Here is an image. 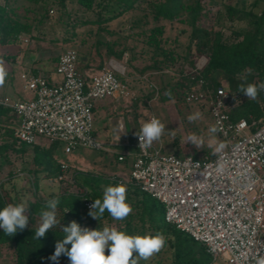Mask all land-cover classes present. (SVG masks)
<instances>
[{
  "label": "trees",
  "instance_id": "obj_1",
  "mask_svg": "<svg viewBox=\"0 0 264 264\" xmlns=\"http://www.w3.org/2000/svg\"><path fill=\"white\" fill-rule=\"evenodd\" d=\"M255 6L257 2L250 8L240 2L225 5L224 15L230 22L231 30V34L226 36L221 28L223 24L219 21L217 24L220 28L215 24L207 26L202 22L201 19L208 17L209 11L201 0H0V44H16L21 42L24 36L42 40L45 38L43 33L46 26L62 23L65 36L61 39L66 44L78 45L72 48L78 51L79 59L81 54L87 51L89 55L104 58L101 63L104 65L108 58L122 59L124 53L129 50L132 52L131 60L135 59L137 46L130 47L126 41L137 37L146 48L143 47L142 53L149 55V63L142 71L152 70L161 73V84L157 87L156 93L163 101L173 100L180 111L186 109L191 112L193 105L188 102V95L201 80L203 89H216L223 82L217 78V74H223V79L228 81V89L233 94V105L229 110L232 119L238 121L245 118L252 123L253 120L264 119V92H260L256 100H251L238 92V85L241 83L239 77L242 74L247 75L248 83L264 82V8L257 12ZM51 10L57 11L56 21L51 17ZM115 21L122 22L121 26L118 28L114 26ZM236 23L242 25L237 27ZM126 25L129 26L128 29ZM175 28L179 29L172 37L169 31ZM78 30L83 31L79 42ZM181 34H186L188 38L185 52L179 50ZM54 37L51 38L52 41L55 40ZM198 55L207 57V62L201 69L195 64ZM58 59L59 56L53 57L54 61L58 62ZM180 61L189 63L191 70L187 73L181 69L182 76L174 83L172 80L174 73L170 75L166 71H173ZM247 69L252 70L251 74H247ZM120 77L124 80L122 75ZM169 89L171 96L165 95ZM204 104L207 103L201 104L202 109ZM207 112L211 113L210 106ZM16 118L17 115L12 108L0 103V138L3 139L0 143V155L7 159V152L11 146L16 148L17 152L33 148L34 162L38 166L34 172L35 177H38L40 169L47 175L54 172V175L49 176L57 177L62 173V162L56 155L59 146L65 142L53 140L49 145H43L39 140L34 144L19 143L16 135ZM258 128L259 124L252 125L251 130L255 131ZM131 149L135 151V148ZM212 152V148L203 146L195 157L213 158L216 155ZM116 158L118 162H123L122 169L131 171L133 155L119 160L116 153ZM74 179L80 188L79 191L67 188L53 195L59 196L61 201L57 210L59 223L51 228L45 237L39 240L33 238L40 225L41 209L53 196L47 200L35 197L30 201L26 212L29 223L24 231L8 236L0 229V246L13 243L15 255L13 262L0 264H53L48 257L54 253L55 243L63 239L61 226L76 221L82 227L91 229V225L95 223L102 225L103 222L113 219L107 211L99 220L93 219L88 215L90 209L86 207L85 199L93 201L102 199L104 189L117 184L126 186V203L131 208L125 219L118 220L121 228L119 230L132 236H154L161 233L165 237V244L171 243L173 248L169 263L154 258L151 261L140 259L139 264H215L217 259L207 251L206 246L190 233L168 222L165 204L142 190L136 183L130 180H113L106 174L92 172L86 174L79 171L74 175ZM34 185L36 189L39 188L38 180ZM8 203L19 202L0 180V209ZM67 247L70 248L71 245ZM136 255L137 253L133 252L134 258ZM59 264H69L68 257L61 255Z\"/></svg>",
  "mask_w": 264,
  "mask_h": 264
},
{
  "label": "built area",
  "instance_id": "obj_2",
  "mask_svg": "<svg viewBox=\"0 0 264 264\" xmlns=\"http://www.w3.org/2000/svg\"><path fill=\"white\" fill-rule=\"evenodd\" d=\"M31 40L30 36L23 37L25 43ZM78 63V51L68 48L59 55L56 66L60 81L25 72L22 76L33 96L18 101L0 99L21 121L16 130L19 143L34 144L44 137L65 142L67 150L84 146L109 151L110 146L94 135V109L98 101L128 92L120 77L124 72L110 61L88 82ZM202 82L187 99L202 98L209 104L227 148L213 158L202 159L161 154L155 145L141 150L138 137L135 141L127 139L125 149L118 152L119 160L133 155V167L129 177L117 174L112 178L130 180L161 200L167 221L203 243L214 259L256 264L264 257V119L235 121L229 112L231 91L223 84L203 89ZM257 124L259 128L251 130ZM61 167L62 173L55 177L59 182L70 169L65 162ZM92 203L85 199L88 209Z\"/></svg>",
  "mask_w": 264,
  "mask_h": 264
},
{
  "label": "rangeland",
  "instance_id": "obj_3",
  "mask_svg": "<svg viewBox=\"0 0 264 264\" xmlns=\"http://www.w3.org/2000/svg\"><path fill=\"white\" fill-rule=\"evenodd\" d=\"M201 1L209 11L208 17L201 19L202 22L207 26L215 24L217 28H220V25L217 24V21H219L220 24H223L221 28L223 29L226 36L231 34V30L229 28L230 22L227 21L226 16L224 15L225 5H234L240 2L241 4H246L248 8H250L255 2H257V6L254 7L257 12H261V10L264 8V0ZM51 17L56 21L58 17L57 11L52 12L51 10ZM121 23H117L115 21L113 24L118 28L121 26ZM57 24L58 23H56V25L51 24L50 26H46L45 32L43 33L45 38L39 41L33 40L32 38L30 43L24 42V47L25 44L29 46L36 43L37 45H41V51L46 53V55H53L54 57L59 55L62 50L77 47L78 45L75 43L66 44L62 41L61 38L65 36V33L61 27L62 23H60V25ZM167 24L169 23L167 22ZM241 25V23L235 24L237 27ZM126 28L128 29L129 26L126 25ZM93 29H95V27ZM178 29L179 28H175L169 31L172 37L175 36ZM188 29L190 28L188 27ZM189 31L190 30H188V32ZM82 33L83 31L78 30L79 35L77 36V42L80 41V35H82ZM53 37L55 39L54 41L51 40ZM179 37L181 41L179 50L185 52V46L188 42L187 35L181 34ZM57 38H60V40H57ZM22 42L23 40H21L19 44ZM141 42L142 41L137 37L134 39H128V41H126V44L130 47L133 45L137 46L135 50V59L131 60L132 52L129 50L124 53V57L120 60L108 58L106 61V65H109L110 61H113V63H116L121 71L124 72V74L121 75L124 77L128 88V92L123 94L126 95V106H124V112L135 122L133 132L130 129L131 138L133 141H135V133L139 132L142 124L148 121L151 116H155L161 121L162 124L165 125V131L161 139L154 141L152 144L161 148V154L177 153L180 156H196L199 154L200 148H196L190 143H185V138L191 133H197L198 135L204 137V146H208V141L210 138V133L208 130L210 127L216 126L212 113L207 112L209 104L202 98L194 100L188 99V102L192 103L193 105L192 111L190 112L186 109L180 111L175 106L173 100L163 101L156 93L157 87H159L161 84V73L152 70H147L145 72L142 71L147 63H149V55L142 53L145 47ZM193 51H195L194 46ZM32 56L33 51L29 50V53L26 55V64L29 62L28 60H31ZM206 62L207 57L205 55H198L195 64L198 68ZM0 68H2L5 73L4 83L0 85V99L7 98L10 99V101H17L20 99L26 100L24 98L29 99L28 97L31 91L27 88L26 80L22 76L23 73H25L24 70L26 67L19 63L18 66L14 67L13 63L8 58L2 59L0 57ZM181 69H184L188 73L191 70V65L189 63H183L180 61L178 65L172 69L173 71H166L168 72L167 74L170 75L174 73L172 74L174 75V78H172L174 83L177 82V80L182 76ZM79 70L81 72L80 68ZM223 76V74H217V78L222 79V84L228 88V81L223 79ZM148 96L151 98L148 99ZM202 103H207L204 104L205 106L203 109L201 106ZM195 112H200L202 114L201 119H198L194 122H189L187 117ZM101 117L104 118V116L100 115L99 113L95 114L94 116V135L98 141L103 142L105 141V128ZM20 123L21 121L17 117L15 120V125L17 128L20 126ZM215 135L217 141L224 143L226 145L225 148H227L228 145L226 139L219 132H217ZM2 141L3 139L0 138V143ZM39 143L43 145H49L52 143V141L42 137L40 138ZM17 146L19 147L18 142ZM120 150V147L115 146H110L109 151L84 146L67 150L66 143H62L59 146L56 157L59 161L68 163L70 165V169L68 172H66L67 176L65 179L59 182L55 179V177L49 176L54 175V172H49V175H47L46 172L41 169L38 171V177H35L34 172L38 166L34 162L35 151L33 148H26L24 152H17L16 148L11 146L7 152V159H5L3 155H0V180L4 187L18 200L19 203L24 202L26 206L29 207L30 201L35 197L47 200L54 194H58L67 188L71 191H79L80 188L76 185L74 179V175L78 171L86 174L90 172L95 174H106L111 177L117 174H125L129 177L131 171L122 169L121 167L123 166V162L117 161L116 153H118ZM118 167L120 169H116ZM36 180L39 182L38 189H36L34 185ZM104 227L115 228L117 230L121 229L120 224L116 219L103 222L102 225L95 223L91 225L90 228L102 230ZM0 247V263L13 262L15 260L13 243L2 244ZM172 253L173 248L171 243H168L165 244L158 253H155L153 256H151L148 261L157 258L163 259L164 262L169 263L171 262ZM107 254L108 250L106 249L105 255ZM215 264L229 263L224 257H219Z\"/></svg>",
  "mask_w": 264,
  "mask_h": 264
},
{
  "label": "clouds",
  "instance_id": "obj_4",
  "mask_svg": "<svg viewBox=\"0 0 264 264\" xmlns=\"http://www.w3.org/2000/svg\"><path fill=\"white\" fill-rule=\"evenodd\" d=\"M251 69H247V74H251ZM4 70L0 68V85L4 83ZM241 83L238 85V92L248 99L256 100L260 92H264V82L259 84L248 83L247 75L239 77ZM165 95L171 96V90H167ZM202 114L195 112L187 119L194 122L201 119ZM165 131V125L153 116L144 122L135 135L139 139V148L147 150L154 141L161 139ZM210 138L208 146L213 149L212 154L217 155L223 152L226 145L218 142L216 133L218 127L209 128ZM185 143H190L196 148L204 146V137L197 133H191L185 138ZM198 166V163L197 165ZM61 201L59 196L48 199L40 212V225L35 231L34 239L39 240L59 221L57 220V210ZM28 206L24 202L8 203L0 209V229L4 234L14 236L18 231H24L28 226L29 219L26 215ZM107 211L113 219L123 220L131 212V208L126 203V186L117 184L108 186L103 191L102 199H95L90 205L88 213L95 220H99ZM64 233L63 239L55 243L54 253L48 257L53 264H59L61 255L68 257L69 264H139L140 259L148 260L155 253H158L165 245V237L161 233L156 235L132 236L115 228L104 227L101 229H89L82 227L76 221H71L67 226H61ZM67 245H71L70 248ZM108 255H105V250ZM133 252L137 253L133 257ZM256 264H264V257L256 260Z\"/></svg>",
  "mask_w": 264,
  "mask_h": 264
},
{
  "label": "crops",
  "instance_id": "obj_5",
  "mask_svg": "<svg viewBox=\"0 0 264 264\" xmlns=\"http://www.w3.org/2000/svg\"><path fill=\"white\" fill-rule=\"evenodd\" d=\"M32 45L27 46L25 44L24 47V41L21 44H0V57L2 59L8 58L13 63L14 67L18 66V63L24 65L26 67L24 70L26 73H40L45 75L51 82L60 81L61 75L57 73V61L53 60L54 56L46 55V53L41 51V45H37L36 43ZM29 50L33 51V56L26 64V55L29 53ZM63 51L64 50H62L60 54ZM103 60L104 58L102 59L98 55H89L87 51L81 54L78 65L81 69V73L88 82H91L92 78L107 66V62H104V65L101 64ZM123 94L126 93H119L114 97L98 101L94 109V114L99 113L104 116V118L101 117L105 128V141L103 142L109 146L120 147V151L125 149L123 144L127 139L133 141L130 129L133 132L135 127L133 119L124 112L126 95ZM32 96L33 94L30 92L28 98Z\"/></svg>",
  "mask_w": 264,
  "mask_h": 264
}]
</instances>
